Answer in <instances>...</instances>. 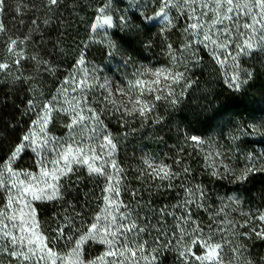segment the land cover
<instances>
[{"label": "snow or ice", "instance_id": "6c2138e0", "mask_svg": "<svg viewBox=\"0 0 264 264\" xmlns=\"http://www.w3.org/2000/svg\"><path fill=\"white\" fill-rule=\"evenodd\" d=\"M78 5L92 9L83 40L68 24ZM145 29L156 63L127 56L109 76L87 59L92 46L121 56L119 39ZM205 56L241 92L248 61L264 62V0H0V81L24 94L7 125L20 131H0V264H264V206L237 194L264 175V147H249L264 145V110L121 157L186 98Z\"/></svg>", "mask_w": 264, "mask_h": 264}, {"label": "trees", "instance_id": "16d2710c", "mask_svg": "<svg viewBox=\"0 0 264 264\" xmlns=\"http://www.w3.org/2000/svg\"><path fill=\"white\" fill-rule=\"evenodd\" d=\"M94 2L95 0H83L84 5H90ZM77 7L79 9L78 15L70 17L68 24L71 27V35L83 40L87 36V26L90 22L92 9L90 6L81 7L78 5ZM65 15H68V11L65 12ZM136 23L139 25V21ZM139 28L143 29V25H139ZM145 33L146 29L139 32L133 30L119 39L121 56L109 60L102 55L97 46H92L87 51V59L96 64L105 65L104 72L109 76H112L109 68L124 70L119 61L127 56H131L134 61L140 63H156L158 58L162 59L159 45L156 42V34L155 32ZM177 38L178 33L173 35V42ZM148 39L153 41L150 49H146L141 44V40ZM66 43L70 44L71 40L66 41ZM71 59V55L66 58L68 61ZM254 70L252 80L243 86L241 92H232L225 86L222 78L223 73L219 66L205 56L202 66L194 69L192 73V79L196 83L188 89L186 98L175 110L161 111V115L165 117L163 124L146 126L130 134L120 146L121 157L131 156L133 153L139 155L142 151L153 154L165 151V145L171 144L175 138L177 127L195 129L204 133L213 125L218 124L227 128L229 121L234 124L237 121L251 120V110H264V104L261 103L264 101V62L257 61ZM51 87L52 85L49 84V88ZM11 91L9 82L0 81V131L4 133L8 141L13 140L20 131L19 128H8L7 125L10 122L15 123L18 117L16 105L22 107L21 101L24 99L23 93L10 94ZM245 109H249V111H245ZM131 127H136V125ZM249 147L261 148L264 145L254 144L249 145ZM128 162L131 163L132 161L129 160ZM194 167L198 168L199 165ZM250 181L243 186L248 191H241L237 194L242 196L248 204L264 206V175L251 177ZM212 191L215 194L216 191L223 192L224 190L212 187ZM50 211L51 209L48 207H41L40 209L41 215L45 217ZM257 244L259 246L254 247L253 251L264 254V243L257 242Z\"/></svg>", "mask_w": 264, "mask_h": 264}, {"label": "rangeland", "instance_id": "374dc122", "mask_svg": "<svg viewBox=\"0 0 264 264\" xmlns=\"http://www.w3.org/2000/svg\"><path fill=\"white\" fill-rule=\"evenodd\" d=\"M257 61H258V60H252V61H248V63L254 65V69H255V66H256V62H257ZM242 63H243V62H242ZM244 66L247 67V65H244ZM254 71H255V70H254ZM52 131H53L54 133H56V134H59V133L62 131V129H61L60 125L57 124V125H55V126L52 128Z\"/></svg>", "mask_w": 264, "mask_h": 264}]
</instances>
